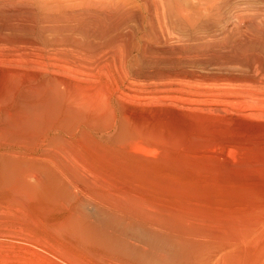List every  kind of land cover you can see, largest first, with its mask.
I'll return each mask as SVG.
<instances>
[{"label": "bare ground", "instance_id": "obj_1", "mask_svg": "<svg viewBox=\"0 0 264 264\" xmlns=\"http://www.w3.org/2000/svg\"><path fill=\"white\" fill-rule=\"evenodd\" d=\"M14 1L35 5L33 24L16 22L6 6ZM0 16L8 19L0 42L56 54L34 60L41 72L0 69V203L33 207L67 250L95 258L209 264L217 252V264H241L264 240V194L237 197L235 189L260 188L250 174L237 180L264 172V163L231 161L233 146L214 135L220 124L210 126L211 139L208 130L186 131L200 143L193 155L174 156L176 126L192 124L170 108L211 100L264 117V0H0ZM163 37L185 44L172 56L144 45L157 59L142 67L137 40ZM15 55L26 56L0 58ZM102 55L113 57L116 75L97 60L111 82H86L82 66ZM129 99L161 107L137 109ZM256 136L264 143V130Z\"/></svg>", "mask_w": 264, "mask_h": 264}, {"label": "rangeland", "instance_id": "obj_2", "mask_svg": "<svg viewBox=\"0 0 264 264\" xmlns=\"http://www.w3.org/2000/svg\"><path fill=\"white\" fill-rule=\"evenodd\" d=\"M14 2H12L11 4H8L9 6L8 5H6V6L11 7L12 12L15 11L18 13V19L16 20V22L17 23H23L24 25L25 24H33V22H32L33 17H34L33 10H35V5L29 1H14ZM11 8H9V9L11 10ZM27 10H29V13L27 12ZM32 15H33V17H32ZM1 19L3 22L1 21ZM7 22H8V19L6 17L0 16V26H3V24H5ZM3 32H8V31H3ZM161 36H162V34H161ZM164 37L159 42L149 41L151 39H148V38H143L141 40L140 39L137 40V41H139L137 43L140 45L142 44L143 46L141 45L140 46L141 49L139 51H135L136 53L134 52V56L136 58L142 60L141 61L142 67H146V65H145L146 61L150 62L149 61L150 59L151 60L157 59L156 56H154L152 54L154 56L153 57L150 53H148V54H150L151 56L148 55L147 53H146V55L148 57L146 55H144L145 53H143V51H142L145 49L144 45L152 44V45H150V47L151 46L154 48L162 47V49H165L168 47L167 50H169V49L170 50L166 54H164L163 56H168V55L172 56V55L178 54L177 52L179 50L175 51V48H178V47H180V45L185 44L183 41L178 42L177 41L178 39H175L174 37H173V39H168L167 37L166 38H164ZM173 40H175L176 42ZM172 44L174 47L172 46ZM13 47H14V49H13ZM24 47H26V48H24ZM24 47L19 49L13 45L0 42V56H2V55L8 56L11 53L17 54L20 52H22L23 54H26V56L23 58L22 57L20 58L18 55H15V58L13 56L12 61H7V59L1 57L0 58V60H1L0 61V69L11 66L13 68H20V70H23V69L27 70L28 69L30 71H37L38 70V72L39 71L41 72V70L45 67V65L42 66V68H38L40 65H43V64H40L36 61V63L38 64V67H37V66H35L36 63L34 62V60H37L38 57L40 55H43V54H45L44 56L50 57V60L56 58L55 51L50 49V47L43 48L44 50H42V51L39 48L37 49L36 47H33V46H24ZM49 51H51V52H49ZM140 51H141V53H140ZM52 52L54 53V55ZM47 54H49V55H47ZM105 56L106 55H102L100 58H97L95 60L88 59V61H92V62H90V64H89V62H88V64L84 63V65L81 68V71H83V73L80 77H83V78L85 77V80L88 83L93 82L94 84H99V85H104V86H106V84L108 85L109 81L111 82L110 76H109L110 71H108V70H110L112 68L113 69L112 73H114V76H115L116 75V65L114 64V62H112V60H114L112 56H108V57L107 56L105 57ZM109 58L111 60H109ZM39 60L40 59H38V61ZM97 60L98 61L103 60L104 62H107L106 64L105 63L104 64L107 65V68H109V69L107 70V68H106L103 70L104 73H100V72H102L101 69H103L105 67V65L103 64L100 66L98 62L96 63ZM40 61H42V60H40ZM10 63L13 66L10 65ZM32 64H34V65H32ZM44 64H45V62H44ZM86 65H87V67H86ZM99 67H100V69H99ZM85 69H87V70H85ZM89 72H91V74H92L91 76L89 75L90 74ZM83 74H84V76H83ZM95 75H98V76L95 77ZM89 78H91V79L89 80ZM131 80L132 79H130L129 81H131ZM218 85L220 86L219 87L220 89H223L224 86L227 87L226 84L225 85L224 84H221V85L218 84ZM221 86H223V87H221ZM225 87H224V89H225ZM159 94L161 96V93H159ZM129 100L133 101L132 102L133 104L129 103L131 105V107L137 108V109H145V108L150 109L151 107H154V108L161 107V105H158L157 103L151 104V103H148V101H146V100L143 101L144 99L140 100V101L135 100V102H134V100H131V99H129ZM136 101H138V102H136ZM194 105L195 106H193V104H191L190 106L184 105L185 107L186 106L190 107V109H193L194 111L189 110V108H185V107L180 108V106L177 107L176 105L170 106L171 109H174L176 112H178L182 116L183 115L187 116V121H189V123L192 124V126L188 127V128L176 126L177 131L175 133L181 137V139H179L181 141V144L176 146L175 149L173 150L174 156L183 155L184 152H189L193 155L194 150L199 145L198 143H200V141L194 142L192 144L190 143V141H188V138H189L188 133H189L190 129L193 130L192 128H194L195 133H201L203 131L208 130L209 132L206 135L211 139L210 126H216L217 127V126L221 125V126H223V128H220L219 130H217V128H214V135L219 136L221 140L226 139L227 140L226 146H229V145L233 146V152L230 156L231 161L234 160L233 162L238 163L240 165L243 163L249 164V167L251 165V162H253V161H254V163H256L259 160V164L264 163V160H263L264 159V146H263L264 143L261 139H257V136H256V134L259 131L264 130V127L261 128V126H264V124H263L264 119H262L264 117H261V118L257 117V119H256L255 116H254V118L252 116L251 117L240 116V115L246 114V110L245 111L243 110L244 107L241 108V106H237L239 108H236L235 106H233V108H230L232 106H230L228 104H225V103L218 104L215 102L213 103V102H211V100L209 101V103L205 102V104L203 103V104H194ZM191 106H192V108H191ZM197 108H201L202 110L197 111L196 110ZM227 108H228V110H227ZM166 114H167V111H166ZM194 114L196 116H194ZM192 115L194 116V119H193ZM230 116H231V118H230ZM234 118L236 120L233 124ZM237 119H241V120H237ZM190 121H193V122H190ZM225 121H226L227 126L225 125V123L223 124V122H225ZM227 121H229V124L231 122V124H230L231 126L229 125V127L233 126L232 128L229 129ZM241 121L243 123H248L249 126L247 127L245 125L247 127V128H245L244 124H242ZM259 123H260V125H258ZM241 125H243L244 128L242 127V129H240ZM235 126H236V129H235ZM258 126L261 129L258 128ZM251 127H254V128H252L253 131H251ZM183 128L185 130L184 134H183L184 131L180 132L183 130ZM186 128H187V130H186ZM200 128H201V130H200ZM234 130L236 131L237 135L233 134V132L235 133ZM237 130L239 132L243 130V132H241V134H240ZM186 131H188V133ZM219 132H221V133H219ZM180 133H182L184 135V137H185L184 139H182V136ZM252 133L254 134V136H252L253 135ZM243 138H244V140H243ZM258 140H260V141H258ZM215 143L217 144L216 147H218V149H219L218 152L220 154L225 152L226 146L224 147L222 145V142H220V140H219V143L218 142H215ZM211 144H213V142H211ZM244 144H247V145H244ZM248 144L255 145V147L254 146L252 147L251 145L249 146ZM188 146H189V148H188ZM251 148H253V149H251ZM236 156H238V157H236ZM251 158L252 159L254 158V159L252 160ZM248 159L250 160V163H247L248 161H245ZM254 163H252V167H254ZM254 171H255V174H254ZM258 172L254 169L252 171H249L248 173L245 172V173H239L238 174L240 176L237 180L238 183H243L244 180L246 179V176L250 177V175H251V178L254 179L255 181L259 180L257 182L261 183L262 186L260 188H257V189H250L248 191V193L237 189V188H239V187H237V188H235L237 197L242 196V197L246 198L247 195L250 193H254V194L262 193V194H264V172H263V170H259V169H258ZM242 175H244L243 178H241ZM252 175H253V177H252ZM236 210L239 213L241 211V207H238ZM44 225H45L44 221H42L41 218H39L38 213L33 209V207L28 208V210H23L19 205L0 203V264H141V263H137V262H130V261L128 262V261L123 260V259L119 260L118 258H113V257L95 258V257L89 255L87 252H71L70 250H67V247L64 244L61 243V241L63 242V240L56 237L54 234H51V233L49 234V231H47L45 229L46 226L44 227ZM50 237H52V238L50 239ZM53 238H54V240H53ZM57 242L59 244H57ZM243 255L245 256V258L242 257L241 264L243 262L245 264H247V263L248 264H250V263L251 264L252 263L253 264L254 263L260 264L261 262H262L261 264H264L263 263L264 262V260H263L264 259V240L262 242H260L259 245H257V247H252V246L248 247L247 250L244 251ZM207 257H209V260H208L209 264H214V263L217 264L216 263L217 262V252H208Z\"/></svg>", "mask_w": 264, "mask_h": 264}]
</instances>
